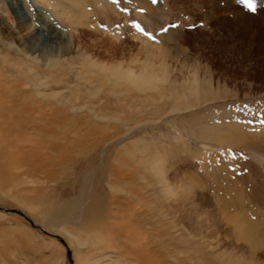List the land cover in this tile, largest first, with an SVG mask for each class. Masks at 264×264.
<instances>
[{"label": "rangeland", "instance_id": "374dc122", "mask_svg": "<svg viewBox=\"0 0 264 264\" xmlns=\"http://www.w3.org/2000/svg\"><path fill=\"white\" fill-rule=\"evenodd\" d=\"M73 1L0 0V80L22 77L0 88V264H123L116 234L82 228L99 184L103 223L141 211L165 264H264V0ZM146 59L162 80L110 73ZM30 146L41 171L22 162ZM157 177L162 193L115 212Z\"/></svg>", "mask_w": 264, "mask_h": 264}, {"label": "bare ground", "instance_id": "6f19581e", "mask_svg": "<svg viewBox=\"0 0 264 264\" xmlns=\"http://www.w3.org/2000/svg\"><path fill=\"white\" fill-rule=\"evenodd\" d=\"M47 1V0H46ZM73 4H74V6L78 9L79 7H81L80 6V4L78 3V1H76V0H74L73 1ZM61 7V4H58V7ZM59 7V8H60ZM75 8V9H76ZM77 9H76V11H77ZM81 9V8H80ZM68 10V9H67ZM73 10H74V8H73ZM71 11V10H70ZM75 11V12H76ZM3 12H1V14H2ZM72 13V12H71ZM103 13V12H102ZM42 15V21H43V23H44V28H43V30H45V29H48V31L50 32V34H52L51 36L53 37L52 39L53 40H55V38L57 39V37H58V34L60 33V32H58V29L57 28H55V25L54 26H52L51 25V23L49 22V20H48V18L47 17H45V15H43V14H41ZM58 15H59V17L60 18H62L63 20H65L66 22L67 21H69L70 23H72V24H75V23H79V19H78V15L76 16V15H70V14H67L66 13V10H64V9H59V13H58ZM1 16V15H0ZM3 16V15H2ZM34 24V23H33ZM33 24H31L30 22L29 23H27V25H28V27L30 28H33L34 26H33ZM6 29V28H5ZM10 29V28H9ZM2 30H4V29H2ZM7 30V29H6ZM6 37L4 36V35H2V34H0V47L2 46V47H4V48H9V49H11V47H12V45L10 44V43H8V41H7V39H5ZM60 43V42H59ZM15 48V47H14ZM1 49V48H0ZM13 50V49H12ZM35 50V49H34ZM147 50H149V52L148 53H150L152 50L151 49H147ZM15 51V50H14ZM33 51V50H32ZM36 51V50H35ZM154 51V50H153ZM19 52V51H18ZM22 52V51H21ZM151 53H153V52H151ZM150 53V54H151ZM16 54H18V53H16ZM20 54V53H19ZM39 56H40V54H38ZM47 55V54H46ZM60 57V56H59ZM149 57V56H148ZM34 58V57H33ZM154 58V57H153ZM35 59H37V58H35ZM45 59V58H44ZM147 60V59H146ZM14 61V60H13ZM45 61V60H44ZM46 61H48V60H46ZM147 62V63H146ZM145 62V65L142 67V70H141V72L138 74L137 72L135 73V70H133V68H131V67H124L123 65H119L115 70H112L110 73L111 74H114V75H116L118 78H124L126 81H130V80H134V82H135V80H136V83H139L140 85H142V84H145V83H152V81H155V80H162L163 79V77L161 76V73L163 72V71H166L164 68H163V64L162 65H159L160 67H158V68H160L159 70H157V69H155L154 68V66L152 65V64H150V61L148 62V60ZM7 63H9V61L7 60V61H2V62H0V69H1V66H2V68L3 67H5V68H8V64ZM15 63V62H14ZM48 63H49V61H48ZM48 63H46V64H48ZM10 64V63H9ZM13 64V63H12ZM22 64V63H21ZM11 65V64H10ZM24 65V68H27L26 66H25V64H23ZM50 65V64H49ZM61 65V64H60ZM51 66V65H50ZM59 66V65H58ZM47 67V66H46ZM53 68H55V65H53L52 66ZM60 67V66H59ZM165 67V66H164ZM10 68H12L13 69V71L14 72H16V73H18L19 72V74L20 73H23V72H21L22 71V68H19V66H18V68L17 67H15L14 68V66H11ZM28 68H29V66H28ZM57 68V67H56ZM166 68H167V66H166ZM6 70V69H5ZM4 70V71H5ZM8 70V69H7ZM25 70V69H24ZM29 70V69H28ZM105 70V69H104ZM29 71H31V70H29ZM7 72H9V71H7ZM6 72V73H7ZM157 72V73H156ZM30 73V72H29ZM22 74V75H19V76H28V78H25L26 80H28L29 79V76L31 75V74ZM106 74L108 73V74H110L109 72H105ZM10 74V73H9ZM34 75H36V74H34ZM5 73L4 72H0V77H2V79L3 78H5ZM13 76V75H12ZM15 76V75H14ZM36 77V76H35ZM34 78V77H33ZM7 79V78H6ZM22 79V77H16L14 80H12V81H5L4 83H2V81L0 82V88H1V91H2V89L4 88V86L6 87L8 84H12L13 82H15V81H22L21 80ZM29 81V80H28ZM25 83V82H24ZM23 83V84H24ZM20 84V83H19ZM22 84V85H23ZM32 84V83H31ZM26 84H24V86H25ZM33 85V84H32ZM34 86V85H33ZM35 86H37V85H35ZM3 87V88H2ZM22 87V86H21ZM11 88H13V87H11ZM8 89H9V85H8ZM8 91V90H7ZM3 92V91H2ZM1 92V93H2ZM1 95V94H0ZM2 101V100H1ZM13 101V100H12ZM2 102H6V101H2ZM6 107V106H5ZM36 109V108H35ZM34 109V110H35ZM37 110V109H36ZM43 113V112H42ZM43 117V116H42ZM38 119V118H37ZM44 120V119H43ZM36 127V126H35ZM31 145H33V143H31ZM31 147V146H30ZM58 149V148H57ZM30 151H32L31 153H30ZM39 151L37 148L35 149L34 148V146H32L31 147V149H28L27 151H24V150H22V153L27 157V158H29V157H31L30 159H27V158H23V161L22 162H25V164L28 166V170L29 171H36V170H40V166H39V164H35L36 163V160H33L32 158H33V156L37 153V152ZM20 155H21V153H19ZM22 154V155H23ZM44 154V153H43ZM47 154H48V152H47ZM37 155V154H36ZM45 156V155H44ZM43 156V157H44ZM48 156V155H47ZM21 157V156H20ZM24 157V156H23ZM41 158V157H40ZM45 159H46V157H44ZM51 159V158H50ZM50 159H48V160H50ZM42 160V159H41ZM53 160V159H52ZM52 160H51V162H52ZM55 160V159H54ZM32 161V162H31ZM58 161V160H57ZM38 162V161H37ZM42 162V161H41ZM48 162V161H47ZM50 162V163H51ZM54 162V161H53ZM52 162V163H53ZM50 163H48V165L50 164ZM51 163V164H52ZM55 163V162H54ZM57 163V162H56ZM18 164V163H17ZM51 166V165H50ZM45 167V166H44ZM153 168V167H152ZM48 169H50V167L48 168ZM106 170H108V168L106 169V168H102L101 169V171L99 172V176H97L96 175V177L98 178H102V176L104 177V172L106 171ZM41 171V170H40ZM52 170L50 169V172H51ZM117 171V170H116ZM46 172V171H45ZM117 172H119V171H117ZM128 172V171H127ZM127 172H120V173H118V174H112L111 175V178H114L115 176L117 177V179L115 180V181H117L118 179L119 180H125L126 181V179L128 178V177H130L129 175L130 174H128ZM36 173H38V172H36ZM39 174H40V172H39ZM103 174V175H102ZM157 174H158V172H157ZM56 175V174H55ZM132 175H133V173H132ZM57 176V175H56ZM106 176V175H105ZM141 176V175H140ZM156 176H158V175H156ZM158 177H160V176H158ZM158 177L156 178L157 180H154L153 182H151V183H149V184H143L142 186H140V184L139 185H137V184H135V185H130V187H129V190H126L125 192H126V195L124 196V201H127L129 204L126 206L125 205V203L123 204V201H120V200H118L116 197L115 198H113V200H114V204H117V210H115V212L117 211V212H121V211H123V209L125 210L126 209V207L128 208V207H131L132 205H135V202H138V203H142L143 204V202H144V199H151L150 197L153 195V194H156L155 196H157V192H158V194L161 192L162 193V190L159 188V186H158V183L160 182L161 183V181H158ZM55 178V177H54ZM111 178L109 179V183H108V185L110 186V185H113L111 182H113L114 181V179L111 181ZM134 178V177H133ZM50 180V179H49ZM98 181H99V179H97ZM101 180V179H100ZM103 181V178H102V180L101 181H99V183H101ZM132 181V180H131ZM93 185V184H92ZM96 187V186H95ZM99 187L100 188H98L97 189V187L95 188V189H97L96 191H95V193H92V195H93V199H94V201L92 202L93 204H92V206H90V207H88V206H86L87 208H85L84 209V212H83V215H82V219H81V222H82V228L84 227V228H90V229H92V228H94L93 230H111L113 233L112 234H116L115 235V242H114V244H112V246L113 247H115V248H120L122 251H123V253H122V255H120V257H119V261H121L123 264H165V260H164V258L162 257V253H161V245L162 244H160V243H158V240L156 239V238H154L153 236V238L151 237V238H149V239H147V238H145L144 236H142L141 235V233H139V230H141L140 228H142L141 226H142V224H140L141 222H140V218L142 217V212L140 211V212H137L135 215L136 216H138V218L137 219H135L133 222H128V223H121V224H119V223H112L111 225H108V224H104L103 223V220H105V217L107 216L108 217V214L106 213V210H105V206H104V194H103V190H102V187L100 186V184H99ZM112 187V186H111ZM167 187H169V186H167ZM92 189H93V187H92ZM156 189H158V190H156ZM149 193V192H151L150 194H152V195H150V194H148L147 192ZM84 192V191H83ZM94 192V191H93ZM144 192L146 193V194H148V195H150V197L148 196V195H146L147 197H149V198H147L146 196H145V194H144ZM166 192L167 193H172L173 192V189L172 188H168V191H167V189H166ZM158 196H160V195H158ZM83 197V196H82ZM159 198V197H158ZM92 199V200H93ZM107 199V198H106ZM109 200V199H108ZM145 200V201H146ZM147 200V201H148ZM179 200V199H178ZM157 201V200H156ZM112 203V202H111ZM189 204V203H188ZM91 205V204H90ZM137 206V205H136ZM73 208L75 207V206H72ZM141 207V206H140ZM149 208H150V205L148 206ZM135 208V210L137 209V207H134ZM158 208V207H157ZM171 208V207H170ZM111 209V208H110ZM156 209V208H155ZM138 210V209H137ZM136 210V211H137ZM157 210V209H156ZM161 210V209H160ZM153 211V210H152ZM151 211V212H152ZM114 212V211H113ZM129 212H132V210L131 211H129ZM135 212V211H134ZM128 213V212H127ZM152 213H155L154 211L152 212ZM66 214H68V213H66ZM65 214V215H66ZM121 214V213H120ZM124 214V213H123ZM89 215H91L90 217H89ZM154 216H156L155 214H153ZM67 216V215H66ZM160 216V215H159ZM64 217V216H63ZM124 217H125V215H124ZM127 217H128V215H127ZM130 217H131V214H130ZM67 218H69V215H68V217ZM61 219V218H60ZM64 219V218H63ZM63 219H62V221H63ZM66 219V218H65ZM108 220V219H107ZM110 220V219H109ZM126 220L128 221V219L126 218ZM110 222V221H109ZM115 222V221H114ZM136 224H138V226L140 227H137V225ZM143 224H144V222H143ZM249 230V229H248ZM110 231V232H111ZM102 232V231H101ZM109 232V234H111ZM251 233V232H250ZM108 237H110V236H108ZM100 238L102 239V237L100 236ZM67 247L69 248V246L67 245ZM70 249V248H69ZM71 250V249H70ZM170 257L171 258H175L177 261H179V259H178V257L176 256V255H174V254H171L170 255ZM71 263H72V257H71Z\"/></svg>", "mask_w": 264, "mask_h": 264}, {"label": "snow or ice", "instance_id": "6c2138e0", "mask_svg": "<svg viewBox=\"0 0 264 264\" xmlns=\"http://www.w3.org/2000/svg\"><path fill=\"white\" fill-rule=\"evenodd\" d=\"M242 2L247 6V8L249 10H251V11H255L256 10L255 0H242ZM141 31H143V29H141ZM145 35H147L150 38H152V34L151 33H145Z\"/></svg>", "mask_w": 264, "mask_h": 264}, {"label": "water", "instance_id": "95a60500", "mask_svg": "<svg viewBox=\"0 0 264 264\" xmlns=\"http://www.w3.org/2000/svg\"><path fill=\"white\" fill-rule=\"evenodd\" d=\"M69 256H70V259H71V250L69 249Z\"/></svg>", "mask_w": 264, "mask_h": 264}]
</instances>
